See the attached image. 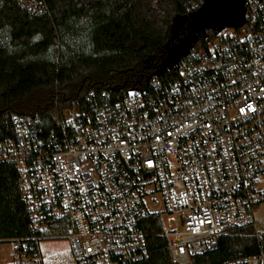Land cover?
I'll return each mask as SVG.
<instances>
[{
    "label": "built area",
    "instance_id": "built-area-1",
    "mask_svg": "<svg viewBox=\"0 0 264 264\" xmlns=\"http://www.w3.org/2000/svg\"><path fill=\"white\" fill-rule=\"evenodd\" d=\"M15 2L48 12L44 0ZM55 120L14 116L0 144L29 230L0 238L10 258L0 264H46L59 241L73 264H133L157 222L174 264L244 230L256 253L228 264H264V0H244L241 27L192 46L146 87L90 90Z\"/></svg>",
    "mask_w": 264,
    "mask_h": 264
},
{
    "label": "trees",
    "instance_id": "trees-1",
    "mask_svg": "<svg viewBox=\"0 0 264 264\" xmlns=\"http://www.w3.org/2000/svg\"><path fill=\"white\" fill-rule=\"evenodd\" d=\"M191 0H44L48 12L32 15L15 0H0V144L12 137L14 116L40 118L54 129L57 110L83 108L90 90L124 96L160 73L186 31ZM216 36L206 30L194 47ZM16 170L0 163V238L28 233ZM148 227L146 259L133 264H174ZM256 253L250 230L223 236L216 249L192 264H228Z\"/></svg>",
    "mask_w": 264,
    "mask_h": 264
},
{
    "label": "water",
    "instance_id": "water-1",
    "mask_svg": "<svg viewBox=\"0 0 264 264\" xmlns=\"http://www.w3.org/2000/svg\"><path fill=\"white\" fill-rule=\"evenodd\" d=\"M243 21L244 0H204L198 10L188 15L186 31L162 64L160 73L174 68L178 60L191 50L198 33L238 28Z\"/></svg>",
    "mask_w": 264,
    "mask_h": 264
},
{
    "label": "rangeland",
    "instance_id": "rangeland-1",
    "mask_svg": "<svg viewBox=\"0 0 264 264\" xmlns=\"http://www.w3.org/2000/svg\"><path fill=\"white\" fill-rule=\"evenodd\" d=\"M264 210V208H263ZM167 219H164L163 223L166 225L169 223ZM46 256V264H73L71 255L69 252L68 243L65 241H59L49 244L44 248ZM10 258L6 247H0V263H9Z\"/></svg>",
    "mask_w": 264,
    "mask_h": 264
},
{
    "label": "snow or ice",
    "instance_id": "snow-or-ice-1",
    "mask_svg": "<svg viewBox=\"0 0 264 264\" xmlns=\"http://www.w3.org/2000/svg\"><path fill=\"white\" fill-rule=\"evenodd\" d=\"M241 111H243V110H241Z\"/></svg>",
    "mask_w": 264,
    "mask_h": 264
}]
</instances>
